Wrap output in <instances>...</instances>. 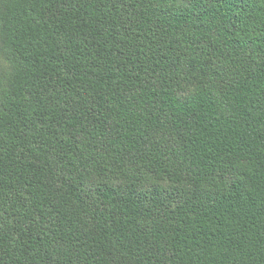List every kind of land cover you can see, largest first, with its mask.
Masks as SVG:
<instances>
[{
  "label": "trees",
  "instance_id": "16d2710c",
  "mask_svg": "<svg viewBox=\"0 0 264 264\" xmlns=\"http://www.w3.org/2000/svg\"><path fill=\"white\" fill-rule=\"evenodd\" d=\"M0 264H264V0H0Z\"/></svg>",
  "mask_w": 264,
  "mask_h": 264
}]
</instances>
